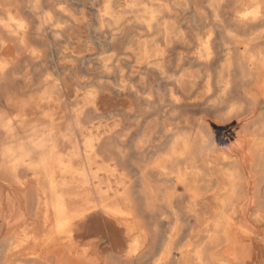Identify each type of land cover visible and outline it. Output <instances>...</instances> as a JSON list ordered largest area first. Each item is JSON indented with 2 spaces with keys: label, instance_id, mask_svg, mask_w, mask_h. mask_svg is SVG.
Masks as SVG:
<instances>
[{
  "label": "bare ground",
  "instance_id": "6f19581e",
  "mask_svg": "<svg viewBox=\"0 0 264 264\" xmlns=\"http://www.w3.org/2000/svg\"><path fill=\"white\" fill-rule=\"evenodd\" d=\"M96 1L0 0V264H264V0Z\"/></svg>",
  "mask_w": 264,
  "mask_h": 264
},
{
  "label": "rangeland",
  "instance_id": "374dc122",
  "mask_svg": "<svg viewBox=\"0 0 264 264\" xmlns=\"http://www.w3.org/2000/svg\"><path fill=\"white\" fill-rule=\"evenodd\" d=\"M98 1V0H97ZM96 1V2H97ZM171 1V3H172V0H170ZM176 1V4L173 6V8H172V10L170 11V13L173 15L174 14V21H175V23H176V21H177V19L178 20H180L179 22L177 21V23L179 24V26H177V28L178 27H180V29L182 28V31L184 30V33L185 32H187V34L185 33V36L187 37V38H193V40H195L196 39V36L198 35L199 37L200 36H202V32L204 31V32H206L207 31V29L210 27L209 26V23H210V20H209V11L207 10V8L206 9H204V7H206V5H204L203 3V1L204 0H193V2H194V5H188V7L186 6V5H184V3H185V0H180V3H179V0H173V2H175ZM186 2H187V0H186ZM203 2V3H202ZM202 4V5H201ZM77 5L78 6H81V3H80V5H79V2H77ZM182 5H184L185 6V8H184V6H182ZM202 6V8H201V6ZM204 5V6H203ZM179 6H182V7H179ZM200 7L201 8V13H203L204 14V16H206V19L205 20H200L198 17H193L192 16V19H194V20H192L190 17H191V14H193V10H194V7ZM85 7H86V10H87V16L89 17V19H90V21H91V25H94V23H95V16H94V10H92V9H90L89 7H90V5L89 4H85ZM193 7V8H192ZM178 10H177V9ZM179 8H180V11H181V13H179ZM177 10V11H176ZM182 10H183V12H182ZM185 10H188V11H185ZM187 12H189V13H187ZM191 12V13H190ZM185 13V14H184ZM189 14H190V17H189ZM188 16V17H187ZM181 18L185 21H183V20H181ZM206 20L209 22L208 24H207V22H206ZM194 21V22H193ZM201 21V22H200ZM181 22H184V23H182L183 24V26H182V24H181ZM190 22H192V25L190 24ZM205 22H206V24H205ZM193 23H195L194 25L195 26H197V28L196 27H193L194 25H193ZM201 23V24H200ZM202 24L204 25L205 24V27L204 26H202ZM203 27H204V30H202L203 29ZM207 27V28H206ZM186 28V29H185ZM179 29V28H178ZM179 29V30H180ZM194 29H197V30H194ZM186 30V31H185ZM181 31V30H180ZM201 32V33H200ZM197 36V37H198ZM237 38H239V36H237ZM264 38V37H263ZM92 41H94L95 40V38H90ZM195 43H193V44H191V46H190V48H189V50L191 49V51L190 52H194L195 51V48H196V46L194 45ZM192 45H194V47L192 46ZM192 47H193V49H192ZM182 50H178V51H184L183 50V48H181ZM49 72V71H48ZM79 100H77L76 102H78ZM76 102H74V103H76ZM106 106H109V107H114V106H116V105H118L117 103H115V102H113V101H107L106 102V104H105ZM72 107V105H70V108ZM193 116H195V115H197V114H192ZM191 115V116H192ZM192 116V118L193 119H198V117H202L201 115H197L195 118ZM253 118L255 117V116H252ZM252 117H250V118H246L243 122H249L251 119H253ZM164 150H162V152H163Z\"/></svg>",
  "mask_w": 264,
  "mask_h": 264
}]
</instances>
